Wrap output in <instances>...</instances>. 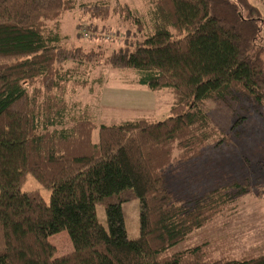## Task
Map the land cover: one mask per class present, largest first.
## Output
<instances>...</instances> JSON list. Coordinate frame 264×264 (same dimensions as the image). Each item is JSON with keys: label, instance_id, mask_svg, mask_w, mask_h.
<instances>
[{"label": "trees", "instance_id": "1", "mask_svg": "<svg viewBox=\"0 0 264 264\" xmlns=\"http://www.w3.org/2000/svg\"><path fill=\"white\" fill-rule=\"evenodd\" d=\"M144 3L142 13L120 0H0V264H264L212 257L205 241L181 248L234 196L202 179L208 191L179 198L168 175L228 142L207 103L264 106V18L250 0ZM76 10L90 21L119 15L133 37L107 52L67 47L60 24ZM99 66L172 94L169 117L97 125L76 96ZM28 175L50 191L48 204L22 191ZM133 201L130 239L122 206ZM62 231L74 250L53 258L48 239Z\"/></svg>", "mask_w": 264, "mask_h": 264}, {"label": "rangeland", "instance_id": "2", "mask_svg": "<svg viewBox=\"0 0 264 264\" xmlns=\"http://www.w3.org/2000/svg\"><path fill=\"white\" fill-rule=\"evenodd\" d=\"M120 1L142 13L148 9L144 0ZM250 2L264 18V0ZM90 23H94L97 31L88 28ZM60 29V39L67 47L80 46L89 51L101 45L105 52L121 48L126 39H132L131 33L135 30L119 15H111L106 21H90L81 16L78 10L63 17ZM89 74V79L95 84L78 91L76 98L97 125L118 124L141 116L149 117L154 122L169 117L173 97L167 91L153 92L138 85L131 72L106 66H99ZM99 78L101 85L97 88L95 85H99L96 82ZM204 112L212 126L228 142L217 148L210 143L205 156L193 166L187 163L173 167L168 173L172 179V191L179 198L200 190L208 191V187H202L200 182L211 179L209 191L224 189L234 199L214 222L192 235L181 248L205 241L209 243V250L215 253L211 254L212 257L257 258L264 255V106L256 108L251 103L241 101L224 105L207 103ZM93 132V140L97 141L98 132ZM21 189L38 190L44 203L48 204L50 191L39 185L32 176H27ZM130 205L135 206V217L132 227L127 223V234L128 238H136L139 235L138 202L123 205L125 216H128ZM96 212L98 222L105 227L103 208L96 206ZM48 241L56 249L53 258L72 254L74 250L65 231L50 236Z\"/></svg>", "mask_w": 264, "mask_h": 264}, {"label": "crops", "instance_id": "3", "mask_svg": "<svg viewBox=\"0 0 264 264\" xmlns=\"http://www.w3.org/2000/svg\"><path fill=\"white\" fill-rule=\"evenodd\" d=\"M93 139V138H92ZM94 142H95V140H93ZM134 208H135V206L134 205H130L129 207H128V212H127V215L128 216H125V214L126 213H124V223H126V233H127V231H128V228H127V223H128V225H129V227H132L133 226V224H134V222H132L133 221V216L135 217V215H134V213H135V211H134ZM122 210H123V206H122ZM132 232H133V229H132ZM138 234V233H137ZM129 235V234H128ZM138 237V236H137ZM136 237V238H137ZM130 239H135V238H130Z\"/></svg>", "mask_w": 264, "mask_h": 264}, {"label": "built area", "instance_id": "4", "mask_svg": "<svg viewBox=\"0 0 264 264\" xmlns=\"http://www.w3.org/2000/svg\"><path fill=\"white\" fill-rule=\"evenodd\" d=\"M86 37V36H85Z\"/></svg>", "mask_w": 264, "mask_h": 264}]
</instances>
